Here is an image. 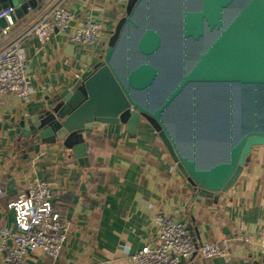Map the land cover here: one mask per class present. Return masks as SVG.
Returning <instances> with one entry per match:
<instances>
[{
  "label": "crops",
  "instance_id": "1",
  "mask_svg": "<svg viewBox=\"0 0 264 264\" xmlns=\"http://www.w3.org/2000/svg\"><path fill=\"white\" fill-rule=\"evenodd\" d=\"M12 5L9 37L20 34L56 0ZM127 0H63L72 12L71 26L98 21L102 32L93 45L55 31L41 42L35 35L21 39L27 59L31 99L6 94L0 107V223L14 229L7 203L39 180L51 183L52 202L66 225L61 254L52 259L40 249L20 264H132L129 254L157 237L156 217L182 220L194 241L251 234L255 242L232 240L227 256L199 254L182 264H264L257 239L264 228V145H255L235 182L217 195L201 194L178 169L156 130L140 118L136 130L123 123H96L84 128L85 161L60 142L37 150L22 147L16 124L33 114L47 95L70 88L85 66L99 61L110 32L124 14ZM6 21L0 20V29ZM6 40V39H4ZM0 264H5L0 251Z\"/></svg>",
  "mask_w": 264,
  "mask_h": 264
},
{
  "label": "water",
  "instance_id": "2",
  "mask_svg": "<svg viewBox=\"0 0 264 264\" xmlns=\"http://www.w3.org/2000/svg\"><path fill=\"white\" fill-rule=\"evenodd\" d=\"M141 117L201 194L229 188L264 145V0H127L102 58L15 132L22 147L58 141L85 161L84 128L134 132Z\"/></svg>",
  "mask_w": 264,
  "mask_h": 264
},
{
  "label": "built area",
  "instance_id": "3",
  "mask_svg": "<svg viewBox=\"0 0 264 264\" xmlns=\"http://www.w3.org/2000/svg\"><path fill=\"white\" fill-rule=\"evenodd\" d=\"M13 9L12 5L0 8V18L6 21L0 29V107L6 94L22 101L32 97L22 37L35 35L41 42H46L55 31L68 30L71 41L93 45L102 32L101 23L91 19L82 25L71 26L72 12L63 0H56L22 34L7 38L14 24ZM2 194L0 182V196ZM6 206L13 213L14 229L0 223V251L5 264H20L35 249H40L52 259L61 254L66 240V225L53 206L50 182L36 181L20 191ZM156 220V241L146 242L139 250L129 254L132 264H182L195 254L202 257L227 256L232 240L255 242L251 234L198 242L189 236L182 220L168 214L159 215ZM257 243L264 250V228L260 231Z\"/></svg>",
  "mask_w": 264,
  "mask_h": 264
},
{
  "label": "bare ground",
  "instance_id": "4",
  "mask_svg": "<svg viewBox=\"0 0 264 264\" xmlns=\"http://www.w3.org/2000/svg\"><path fill=\"white\" fill-rule=\"evenodd\" d=\"M209 38H210L209 34L206 33V34L204 35V40H209Z\"/></svg>",
  "mask_w": 264,
  "mask_h": 264
}]
</instances>
